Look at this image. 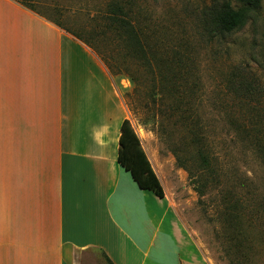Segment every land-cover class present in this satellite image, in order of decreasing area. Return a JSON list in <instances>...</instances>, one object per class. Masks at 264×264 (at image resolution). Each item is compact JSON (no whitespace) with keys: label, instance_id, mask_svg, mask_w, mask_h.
I'll use <instances>...</instances> for the list:
<instances>
[{"label":"crops","instance_id":"obj_1","mask_svg":"<svg viewBox=\"0 0 264 264\" xmlns=\"http://www.w3.org/2000/svg\"><path fill=\"white\" fill-rule=\"evenodd\" d=\"M125 120L88 46L0 0V264H210L151 161L162 199L117 163Z\"/></svg>","mask_w":264,"mask_h":264},{"label":"rangeland","instance_id":"obj_2","mask_svg":"<svg viewBox=\"0 0 264 264\" xmlns=\"http://www.w3.org/2000/svg\"><path fill=\"white\" fill-rule=\"evenodd\" d=\"M27 1L89 43L102 60L141 150L173 194L183 228L199 240L210 264H264V0L223 36L211 31L209 15L223 3L238 10L234 0ZM115 3L125 9L152 56L180 59V70L166 73L178 77L180 98L159 90L155 68L150 72L127 50L126 37L110 24L108 12ZM187 109L211 163L212 171L203 172L209 182L200 198L171 152L179 149L198 173L199 146L188 144L194 135L180 122V110ZM76 263L107 264L95 250L77 253Z\"/></svg>","mask_w":264,"mask_h":264},{"label":"trees","instance_id":"obj_3","mask_svg":"<svg viewBox=\"0 0 264 264\" xmlns=\"http://www.w3.org/2000/svg\"><path fill=\"white\" fill-rule=\"evenodd\" d=\"M19 5L33 10V6L27 4V0H14ZM237 4L240 5L238 10H234L228 3H223L218 7L212 9L210 13L208 26L211 27V31L223 36L234 31L238 26H240L245 19L251 14L259 10L261 0H234ZM42 16V15H40ZM110 24L114 26L115 30L121 35L126 37L125 46L127 50H130V54L136 56L142 64L146 67L147 70L152 72L151 68H155L157 85L159 90L167 91L171 96L174 94L180 95L177 86L175 85V80L178 78L176 75L167 76L166 73L173 72L174 69L180 70V59H176V56H172L171 59L165 61H158L157 58L151 55L149 49L146 48L145 44L139 38L138 32L127 20L128 14L125 12V9L119 4H113L110 7L108 12ZM45 18L44 16H42ZM47 21L53 23L55 26L61 30L69 33L60 24L54 22L49 18H45ZM70 34V33H69ZM76 39L80 40L78 37L70 34ZM86 46L90 47L89 43L83 42ZM180 78V77H179ZM184 78H182L183 80ZM132 82L133 79H132ZM135 85V83H134ZM181 95L179 96V98ZM177 108V107H176ZM190 112V113H189ZM191 111L180 110V122L188 129V132L194 135L190 141L189 145L199 146L195 152L197 157V166L196 169L198 173L189 167L186 163V159L179 156L176 150L172 149V154L175 157L177 166L182 168L188 173L190 184L193 186V190L197 193L200 198L203 194V187L209 182L203 175L205 171L210 173L211 163L209 157L202 149V140L195 136L194 129L196 122L192 120L193 114L190 116ZM120 139H119V149L117 155V163L128 172L141 190H147L152 192L159 199L164 198L163 188L155 175L154 171L151 168V165L141 150L139 146V139L131 128L130 122L125 120L122 122L120 129ZM182 148L180 147V151ZM212 179H210V182ZM107 264H112L108 258L104 257Z\"/></svg>","mask_w":264,"mask_h":264}]
</instances>
